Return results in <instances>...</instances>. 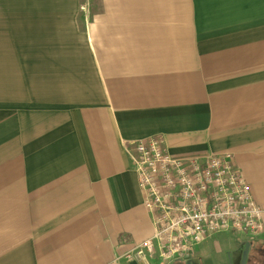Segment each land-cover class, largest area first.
I'll return each mask as SVG.
<instances>
[{
    "label": "crops",
    "instance_id": "0c3cea01",
    "mask_svg": "<svg viewBox=\"0 0 264 264\" xmlns=\"http://www.w3.org/2000/svg\"><path fill=\"white\" fill-rule=\"evenodd\" d=\"M155 135L231 154L264 228V0H0V264H138Z\"/></svg>",
    "mask_w": 264,
    "mask_h": 264
},
{
    "label": "built area",
    "instance_id": "2783aa9c",
    "mask_svg": "<svg viewBox=\"0 0 264 264\" xmlns=\"http://www.w3.org/2000/svg\"><path fill=\"white\" fill-rule=\"evenodd\" d=\"M127 152L153 234L135 244L125 259L138 264L186 261L216 233L256 239L263 232L262 209L231 154L174 155L161 135L134 141Z\"/></svg>",
    "mask_w": 264,
    "mask_h": 264
},
{
    "label": "rangeland",
    "instance_id": "374dc122",
    "mask_svg": "<svg viewBox=\"0 0 264 264\" xmlns=\"http://www.w3.org/2000/svg\"><path fill=\"white\" fill-rule=\"evenodd\" d=\"M241 241L244 239L238 240V235L231 231L217 233L195 248L192 261L202 264H226L228 261L227 254H230L231 259H234V251Z\"/></svg>",
    "mask_w": 264,
    "mask_h": 264
},
{
    "label": "flooded vegetation",
    "instance_id": "af4514ba",
    "mask_svg": "<svg viewBox=\"0 0 264 264\" xmlns=\"http://www.w3.org/2000/svg\"><path fill=\"white\" fill-rule=\"evenodd\" d=\"M249 243L246 258L243 261L244 250L246 249V243ZM235 258L231 259L230 254H227L226 264H264V245L263 243H253L249 240L241 241L234 251ZM172 264H202L201 262H193L192 258L183 261L175 260Z\"/></svg>",
    "mask_w": 264,
    "mask_h": 264
},
{
    "label": "water",
    "instance_id": "95a60500",
    "mask_svg": "<svg viewBox=\"0 0 264 264\" xmlns=\"http://www.w3.org/2000/svg\"><path fill=\"white\" fill-rule=\"evenodd\" d=\"M248 246H249V243L247 242V243H246V249L244 250V254H243V261H244L245 258H246V253H247V250H248Z\"/></svg>",
    "mask_w": 264,
    "mask_h": 264
}]
</instances>
